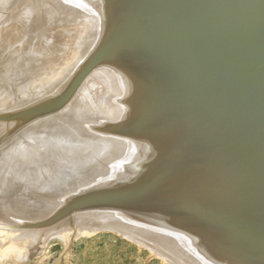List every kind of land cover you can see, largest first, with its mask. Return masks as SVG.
<instances>
[{
	"label": "bare ground",
	"instance_id": "1",
	"mask_svg": "<svg viewBox=\"0 0 264 264\" xmlns=\"http://www.w3.org/2000/svg\"><path fill=\"white\" fill-rule=\"evenodd\" d=\"M118 7L129 16L138 9L146 14L149 6L138 0H0V52L8 51L0 58V112L62 92L77 67L100 44L103 33L113 28ZM138 18L133 21L143 25ZM150 51L143 50L141 55L153 54ZM155 66L164 101L171 98L168 107L182 97L180 78L176 79L173 66L161 62ZM122 67L100 64L72 101L54 115L0 123V261L47 262L54 239L66 243V248L83 235L112 232L164 264H240L245 258L264 264L247 254L239 259L240 248L220 247L216 236L200 223H191L172 206L160 205L164 199L207 204L213 198L209 187L215 174L206 160L201 169L181 164L183 133L161 132L158 121L145 126L154 110L138 72L141 67ZM182 107L185 110V102ZM141 123L144 126L135 137L112 129L136 130ZM260 147L248 159L245 156L250 155L238 147L222 156L230 184L220 195L223 199L213 201L222 212L231 209L237 218L260 226L257 235L239 230L248 239L243 243L246 251L264 243V143ZM170 162L180 163L163 184L154 185ZM196 164L199 161L190 162ZM138 179V185L134 184ZM147 186L151 192L126 202L125 207L82 209L51 227L36 224L71 198L104 191L136 193ZM231 196L232 202L227 201ZM20 221H32L34 226L20 229Z\"/></svg>",
	"mask_w": 264,
	"mask_h": 264
},
{
	"label": "water",
	"instance_id": "2",
	"mask_svg": "<svg viewBox=\"0 0 264 264\" xmlns=\"http://www.w3.org/2000/svg\"><path fill=\"white\" fill-rule=\"evenodd\" d=\"M138 1L148 4L146 14L143 15L138 9L127 16L118 7L112 19L113 28L103 33L100 44L87 61L77 67L62 92L38 98L25 107L0 112V123L37 119L62 111L100 64L141 67L138 72L149 90L148 102L154 110L145 121V126H152L151 123L156 125L158 121L162 124L161 132L178 136L183 133L185 142L181 148L178 147L180 156L183 155L181 164L187 169H201L206 160L212 164L210 173L215 174L213 180L210 178L211 187L208 185L213 198H209L211 200L207 204L189 201L175 203L171 199H164L160 205L172 206L191 223H200L216 236L220 247L235 245L240 248L241 251H236L239 259L247 254L252 259L264 262V243L261 247L252 244L253 250L246 251L248 247L243 243L248 239L239 232L245 229L257 235L260 234V226H255L248 218H237L231 209L222 212L223 208L213 204V201L223 199L220 195H225V189H229L230 184L222 156L232 154L238 147L244 154L250 155L245 156L248 159L264 143V0ZM137 17L143 19V25L142 22L136 24L133 21ZM143 50L153 54L141 55ZM139 56L143 60L138 61ZM156 62L173 66L176 79L180 78L182 97L168 107L171 98H166V103L162 89L157 86L161 75L155 70ZM141 64L146 65L148 70ZM163 102L162 107L157 106V103ZM184 102L185 110L182 107ZM190 123L194 124L193 127ZM141 126L144 124L138 125L136 130L126 129V126L112 129L135 137ZM252 144H256L257 148H251ZM226 149H230V152ZM188 151L190 154H185ZM195 160L199 164L190 165ZM179 163L170 162L153 184H163ZM139 180L134 184L138 185ZM150 188L147 186L136 193L106 194L104 191L71 198L50 218L36 224L51 227L82 209L125 207L126 202H136L151 192ZM232 199V196L230 200L226 198L229 202ZM20 222L17 226L20 229L34 226L32 221V224ZM242 262L254 264L247 258L240 264Z\"/></svg>",
	"mask_w": 264,
	"mask_h": 264
},
{
	"label": "rangeland",
	"instance_id": "3",
	"mask_svg": "<svg viewBox=\"0 0 264 264\" xmlns=\"http://www.w3.org/2000/svg\"><path fill=\"white\" fill-rule=\"evenodd\" d=\"M7 52H0V58L4 59ZM10 71L5 72L10 74ZM84 236L69 242L72 243L71 247L68 243L70 248H66L68 251L70 249L69 253L67 251L69 255L66 254V243L52 240L47 250L48 261L34 264H164L147 250L139 248L121 235L102 232ZM3 261H0V264L14 263Z\"/></svg>",
	"mask_w": 264,
	"mask_h": 264
}]
</instances>
